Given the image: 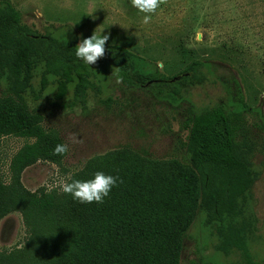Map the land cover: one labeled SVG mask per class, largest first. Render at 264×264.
I'll return each mask as SVG.
<instances>
[{"label": "trees", "instance_id": "trees-1", "mask_svg": "<svg viewBox=\"0 0 264 264\" xmlns=\"http://www.w3.org/2000/svg\"><path fill=\"white\" fill-rule=\"evenodd\" d=\"M76 45L34 31L10 0H0V137L24 139L9 159L8 180L0 177V219L17 212L26 232L19 246L0 250V264H180L194 221L214 237V251L231 256L227 264H261L250 248L258 238L250 191L258 176L256 152L264 166V123L256 145L243 112L221 103L198 108L184 121L181 158L116 148L91 156L66 179H91L97 171L119 177L103 203L82 204L59 189L22 185L24 168L37 161L59 165L65 156L53 154L63 143L57 131L44 128L42 112L27 105L33 78L36 97L52 84L53 100L70 89V104L81 107L93 88ZM105 54L135 84L169 79L119 45H105ZM202 65L192 59L170 79L182 83Z\"/></svg>", "mask_w": 264, "mask_h": 264}, {"label": "rangeland", "instance_id": "rangeland-1", "mask_svg": "<svg viewBox=\"0 0 264 264\" xmlns=\"http://www.w3.org/2000/svg\"><path fill=\"white\" fill-rule=\"evenodd\" d=\"M21 21L38 33L76 44L95 34L108 35L106 45H119L147 61L159 80L135 84L121 77L110 57L88 65L93 88L86 104H70L71 90L53 100V85L36 97L38 76L25 95L29 109L42 112V126L53 128L69 151L59 165L37 161L20 174L30 190L48 189L66 181L93 155L127 147L156 158L184 155V121L192 111L221 103L241 110L260 145L264 123V0H166L148 24L131 0H10ZM192 59L203 63L186 81L170 79L184 73ZM197 77V78H196ZM119 81V82H118ZM94 107L88 108V101ZM71 134H75V141ZM78 141V142H77ZM24 142L0 137V177L8 180V162ZM253 163L258 171L250 194L258 238L250 243L264 264V166L262 153ZM59 189V187H55ZM26 236L20 214L0 219V250L19 246ZM214 237L194 221L183 240L180 264H227L231 256L214 251Z\"/></svg>", "mask_w": 264, "mask_h": 264}, {"label": "clouds", "instance_id": "clouds-1", "mask_svg": "<svg viewBox=\"0 0 264 264\" xmlns=\"http://www.w3.org/2000/svg\"><path fill=\"white\" fill-rule=\"evenodd\" d=\"M163 3H166V0H131L132 6L139 12L145 14L143 17V22L145 24L150 22L151 14L155 13L157 8ZM108 40V35H98L95 33L83 39L75 47L77 59L83 61L87 65L95 64L105 55V45ZM87 106L91 109L94 107V102L89 100ZM71 136L75 141V134H71ZM68 151V145L61 143L54 147L53 154L63 156ZM119 179V177L106 175L101 171H97L91 179H74L71 180V182L59 181L57 184L50 185L48 191L51 192L53 188L59 187L62 193L71 195L74 200L82 204L103 203L104 198L109 195L113 187L117 186V181Z\"/></svg>", "mask_w": 264, "mask_h": 264}]
</instances>
